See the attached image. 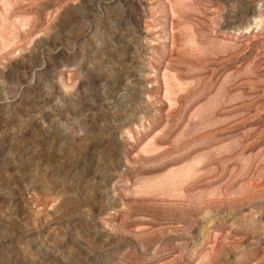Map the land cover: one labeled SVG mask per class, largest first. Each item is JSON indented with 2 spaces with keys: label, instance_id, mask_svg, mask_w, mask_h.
I'll return each instance as SVG.
<instances>
[{
  "label": "rangeland",
  "instance_id": "obj_1",
  "mask_svg": "<svg viewBox=\"0 0 264 264\" xmlns=\"http://www.w3.org/2000/svg\"><path fill=\"white\" fill-rule=\"evenodd\" d=\"M0 264H264V0H0Z\"/></svg>",
  "mask_w": 264,
  "mask_h": 264
}]
</instances>
